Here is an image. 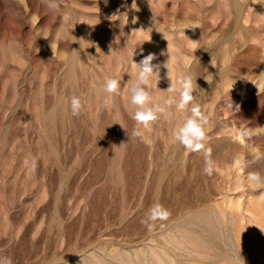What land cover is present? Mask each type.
<instances>
[{
	"label": "rangeland",
	"instance_id": "374dc122",
	"mask_svg": "<svg viewBox=\"0 0 264 264\" xmlns=\"http://www.w3.org/2000/svg\"><path fill=\"white\" fill-rule=\"evenodd\" d=\"M132 2L0 0V257L264 264V185L250 179L264 177V0ZM149 53L151 103L168 115L136 136L132 63ZM185 76L194 101L177 111L165 101ZM196 105L205 149L190 152L173 133ZM156 203L166 221L147 220Z\"/></svg>",
	"mask_w": 264,
	"mask_h": 264
},
{
	"label": "clouds",
	"instance_id": "9594fccd",
	"mask_svg": "<svg viewBox=\"0 0 264 264\" xmlns=\"http://www.w3.org/2000/svg\"><path fill=\"white\" fill-rule=\"evenodd\" d=\"M43 5L49 10H57L59 8L58 0H42ZM107 3V0H105ZM131 7L139 11L136 5V0H133ZM264 16V15H262ZM83 23V22H81ZM136 23V20H133ZM75 38V37H74ZM76 39V38H75ZM151 39V38H150ZM149 39V40H150ZM147 40V41H149ZM39 49H37V52ZM75 51V50H74ZM142 52V50H141ZM156 59V54L149 53L139 63H132L133 68L136 69L135 77L136 82L131 85L130 92V103L135 107V111L132 115V119L136 123V130L134 135L141 136L142 133L139 131L140 127L149 129L151 125L158 120L161 114L167 116V109L165 106L151 103V96L148 90V84L151 77H159V65H153V60ZM168 62L164 67L168 68ZM210 83V80H207ZM180 98L178 102L171 99L165 101V105H172L175 103L177 111H183L189 105L190 102L194 101V89L192 85V77L185 76L181 77L178 81ZM119 88L118 80L114 78H107L104 82L103 91L108 96L104 99V105L110 106L112 103V94H117ZM172 90L171 87L168 91ZM71 112L73 116L80 114L82 110V102L79 97L73 96L70 101ZM230 107L233 108L232 102ZM238 109V106H237ZM122 128L123 125L120 124ZM207 125V117L201 114L198 105L191 108V116L187 117L182 125L173 133L175 141L180 143L186 150L190 152H200L205 149L206 132L205 126ZM125 129V128H124ZM207 157V153H206ZM206 175L211 176L213 174V162L211 159L206 158L205 166L203 169ZM252 181L257 182L260 185H264V177H260L256 174L250 176ZM170 216L168 209L164 208L159 203L154 204L148 212V221H166ZM0 264H12V260L9 257H0Z\"/></svg>",
	"mask_w": 264,
	"mask_h": 264
}]
</instances>
